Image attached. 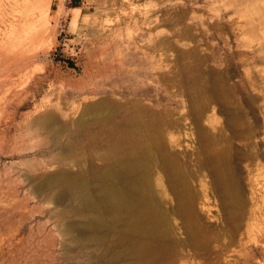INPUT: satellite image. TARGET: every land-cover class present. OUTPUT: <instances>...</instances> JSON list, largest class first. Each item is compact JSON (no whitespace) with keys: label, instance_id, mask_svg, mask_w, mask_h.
Instances as JSON below:
<instances>
[{"label":"rangeland","instance_id":"1","mask_svg":"<svg viewBox=\"0 0 264 264\" xmlns=\"http://www.w3.org/2000/svg\"><path fill=\"white\" fill-rule=\"evenodd\" d=\"M45 3L0 0V264H264V0ZM145 152L168 223L89 230Z\"/></svg>","mask_w":264,"mask_h":264},{"label":"bare ground","instance_id":"2","mask_svg":"<svg viewBox=\"0 0 264 264\" xmlns=\"http://www.w3.org/2000/svg\"><path fill=\"white\" fill-rule=\"evenodd\" d=\"M25 7L33 13L34 11H38V16L44 22H49L47 16L49 5L45 3V0H25ZM263 23L264 21H251V25L253 27L247 29V33H252L254 27L256 29L261 28V25ZM245 31L243 30V32ZM263 48L262 50H264ZM257 53H259V51ZM158 151L160 157L162 158L163 156V161L166 162L167 157L162 153L161 149H159ZM152 156H154V154H152ZM125 157L127 156L125 155ZM128 157L127 159L124 158L119 159L117 161V169L115 171L114 177H111L110 175L105 176L107 180L116 179V181L111 186H108L103 189V197L94 199L92 197L89 198L88 194H84L83 198H85V200H88V203L86 204L87 207L95 212L94 217L91 220L87 221L86 225L89 230L104 228L106 226L104 222L105 217L112 218L113 220H116L117 222L121 223H125L128 220L133 224V226L138 228H143L150 224L149 228H144L142 230L146 233L154 231V224L156 228L159 229V227H164L166 223H168L165 217L166 215H155L156 212L154 206V191L152 182V175L154 169L152 164V158L147 152L143 154L134 153V155L132 153V156ZM166 164L168 165V162ZM55 180L59 182H65L66 186L71 185L72 181H74L72 176L65 175L62 172L61 174L55 177ZM176 180L178 181L179 179L177 178ZM84 187L86 188V186ZM231 211L233 213L232 217L241 218V215H243L242 209L238 208L236 204L233 205ZM241 227L242 224L238 223L236 228L238 231H240ZM236 235L238 234H235L234 231H229L230 245L235 240ZM94 239H96V237Z\"/></svg>","mask_w":264,"mask_h":264}]
</instances>
